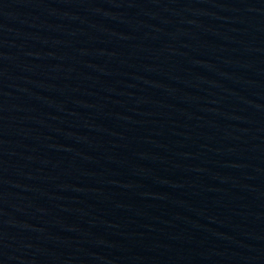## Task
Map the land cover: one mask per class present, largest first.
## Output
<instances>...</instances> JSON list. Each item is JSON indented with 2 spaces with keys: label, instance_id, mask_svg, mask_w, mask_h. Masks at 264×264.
I'll return each instance as SVG.
<instances>
[{
  "label": "water",
  "instance_id": "1",
  "mask_svg": "<svg viewBox=\"0 0 264 264\" xmlns=\"http://www.w3.org/2000/svg\"><path fill=\"white\" fill-rule=\"evenodd\" d=\"M0 264H264V0H0Z\"/></svg>",
  "mask_w": 264,
  "mask_h": 264
}]
</instances>
